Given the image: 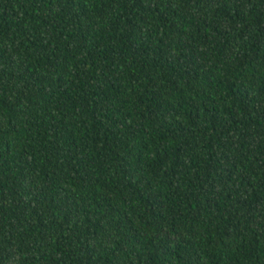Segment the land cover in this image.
I'll return each mask as SVG.
<instances>
[{"label": "trees", "instance_id": "16d2710c", "mask_svg": "<svg viewBox=\"0 0 264 264\" xmlns=\"http://www.w3.org/2000/svg\"><path fill=\"white\" fill-rule=\"evenodd\" d=\"M0 264H264V0H0Z\"/></svg>", "mask_w": 264, "mask_h": 264}]
</instances>
